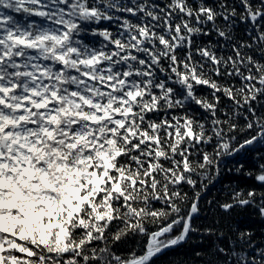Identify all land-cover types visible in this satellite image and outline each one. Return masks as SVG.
Listing matches in <instances>:
<instances>
[{
	"label": "snow or ice",
	"instance_id": "1",
	"mask_svg": "<svg viewBox=\"0 0 264 264\" xmlns=\"http://www.w3.org/2000/svg\"><path fill=\"white\" fill-rule=\"evenodd\" d=\"M262 97L264 0H0V264H157L203 227L183 187L264 148ZM251 244L225 264H264Z\"/></svg>",
	"mask_w": 264,
	"mask_h": 264
},
{
	"label": "trees",
	"instance_id": "2",
	"mask_svg": "<svg viewBox=\"0 0 264 264\" xmlns=\"http://www.w3.org/2000/svg\"><path fill=\"white\" fill-rule=\"evenodd\" d=\"M104 26L115 30V24H109L107 21L102 22ZM249 29L245 24H237L233 30V35L237 40L244 39L248 34ZM88 40L93 43L96 40L88 37ZM216 39L215 36L212 38ZM235 83V81H233ZM208 90L202 89L200 95H207ZM264 101V97L261 98ZM223 105L231 108L232 105L225 97ZM255 107L259 113H264V107H261V102H255ZM199 115V111L197 112ZM241 114V125L243 116ZM243 138L242 133H237ZM206 151L212 153L215 145L203 146ZM255 150L241 152L237 155L225 157L220 165L219 175L214 174V179L209 177L205 180L200 188L193 189L185 185L182 191L187 192L189 198H193L195 193H201L200 212L196 220L197 226H203L199 231L195 232L181 246L169 249L162 254L157 260V264H225L224 257L231 256L228 254L229 249L239 251L238 236L240 231H249L252 233V244L244 246V253L253 251L254 249L264 248V218H261L254 206L245 208H233L230 212L225 213L218 207L231 198L232 191L235 190H250L255 188L256 192H264L258 182L254 180L256 166L259 161L257 157L264 153V148L258 145L253 146ZM243 166L244 171L238 172L237 169ZM252 172L253 176L246 173ZM212 202L211 204L209 202ZM210 227L212 234L209 235L204 231V228ZM115 230V228H114ZM140 238L135 242H130L122 246V248H139L143 244ZM242 244V241L239 242ZM224 248L225 253H219L218 249Z\"/></svg>",
	"mask_w": 264,
	"mask_h": 264
},
{
	"label": "water",
	"instance_id": "3",
	"mask_svg": "<svg viewBox=\"0 0 264 264\" xmlns=\"http://www.w3.org/2000/svg\"><path fill=\"white\" fill-rule=\"evenodd\" d=\"M201 196H203V195H201Z\"/></svg>",
	"mask_w": 264,
	"mask_h": 264
}]
</instances>
